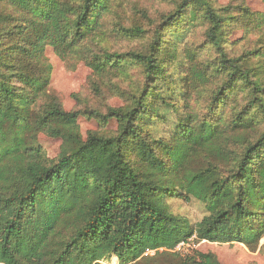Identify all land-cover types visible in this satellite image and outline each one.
Returning a JSON list of instances; mask_svg holds the SVG:
<instances>
[{
  "label": "trees",
  "instance_id": "trees-1",
  "mask_svg": "<svg viewBox=\"0 0 264 264\" xmlns=\"http://www.w3.org/2000/svg\"><path fill=\"white\" fill-rule=\"evenodd\" d=\"M124 2L0 0V264H139L160 255L219 264L177 247L251 248L264 236V13L174 0L166 14L140 9L144 25L125 24ZM195 22L205 27L199 67L192 47L175 46ZM236 27L255 37L252 46L228 44ZM118 41L136 46L118 53ZM46 49L65 64L81 58L94 90L131 75L127 91L115 88L124 106L65 111L48 92ZM81 116L101 129L83 139ZM111 120L116 130H104ZM34 127L60 140L56 159L29 144ZM192 199L203 210L195 224L171 205Z\"/></svg>",
  "mask_w": 264,
  "mask_h": 264
},
{
  "label": "rangeland",
  "instance_id": "rangeland-1",
  "mask_svg": "<svg viewBox=\"0 0 264 264\" xmlns=\"http://www.w3.org/2000/svg\"><path fill=\"white\" fill-rule=\"evenodd\" d=\"M174 0H129L130 3L124 2L122 10L119 12V17L122 18L125 24H129L132 18L144 25L147 21L139 11L142 8L148 9V16L153 17L157 14L167 13L171 10ZM215 7L225 8L229 7V12H235L239 7L248 8L251 12L264 13V0H209ZM138 3V8H137ZM8 21L5 25H9ZM194 25V24H193ZM189 26L180 39L176 43V49L179 53L186 48H193L196 53V61L199 67V60H202V48L205 46V27L201 22H195L194 26ZM173 27H169L167 33L164 34V43L169 41ZM177 32H180L178 30ZM250 37V39H249ZM251 41H255L254 36L248 34L242 28H234L228 35V44L236 45V48H243L252 46ZM117 42L113 47L114 51L118 53H126L134 49L135 44ZM134 46V47H133ZM44 57L47 63L51 66L49 74V91L56 93L61 101L63 109L67 112L83 110L84 105H89L98 111H105L107 106L113 108H121L124 106V101L120 95L116 94V89L119 91H127L128 86L135 84L131 75L119 76L111 75L104 80L102 86L96 84L93 88V80L91 79V70L86 66L81 58L70 59L66 64L63 63L51 49H46ZM199 57V58H198ZM97 83V82H96ZM126 89V90H124ZM124 90V91H123ZM120 94V93H119ZM80 135L83 139L86 138L87 133L101 129L98 121L91 118L79 117L77 121ZM117 128V123L114 120L109 121L104 130L114 131ZM29 144L40 148L45 157L49 160L56 159L60 153L61 142L57 139L49 138L37 131L34 127L28 135ZM202 159L191 163V167H201ZM171 205L174 212L183 215L191 224H195L203 217V210L200 203L191 200L189 203L173 200ZM182 255L195 256L199 254H212L216 257L219 264H264V236L259 240L256 246L247 247L242 244H217L201 241L198 243H190L177 248ZM152 254V253H150ZM153 255V254H152ZM169 256L160 255L155 260L150 262H140L139 264H169L171 263ZM102 264H118L116 257H112L109 261H104ZM133 264V263H130Z\"/></svg>",
  "mask_w": 264,
  "mask_h": 264
},
{
  "label": "built area",
  "instance_id": "built-area-1",
  "mask_svg": "<svg viewBox=\"0 0 264 264\" xmlns=\"http://www.w3.org/2000/svg\"><path fill=\"white\" fill-rule=\"evenodd\" d=\"M180 246H184L183 243H182L181 245H179L178 247H180ZM178 247H177V248H178Z\"/></svg>",
  "mask_w": 264,
  "mask_h": 264
}]
</instances>
